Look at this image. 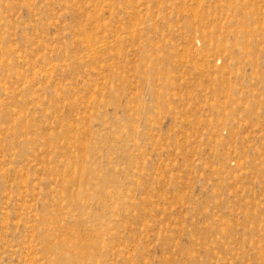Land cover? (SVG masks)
<instances>
[{
	"label": "rangeland",
	"instance_id": "374dc122",
	"mask_svg": "<svg viewBox=\"0 0 264 264\" xmlns=\"http://www.w3.org/2000/svg\"><path fill=\"white\" fill-rule=\"evenodd\" d=\"M0 264H264V0H0Z\"/></svg>",
	"mask_w": 264,
	"mask_h": 264
}]
</instances>
